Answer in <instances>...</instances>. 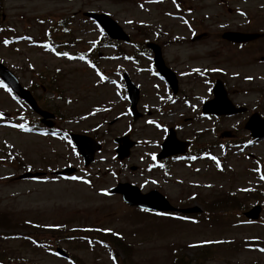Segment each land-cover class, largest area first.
Returning <instances> with one entry per match:
<instances>
[{"label": "rangeland", "instance_id": "obj_1", "mask_svg": "<svg viewBox=\"0 0 264 264\" xmlns=\"http://www.w3.org/2000/svg\"><path fill=\"white\" fill-rule=\"evenodd\" d=\"M91 11L110 16L128 33L131 44H121L119 53L117 48L99 47L104 33L83 17ZM61 19L68 21L69 36L64 40L73 41L64 57L33 44L55 43L48 37L53 23ZM224 27L264 33V0L1 1L0 63L30 88L43 108L56 113L59 132L93 134L102 144L93 165L82 170L80 157L64 135L26 133L20 128L34 116L0 85L3 264H71L53 254L55 247L48 249L50 243L39 236L48 248L11 238L40 235L41 229L28 225L32 223L63 228L55 233V246L77 264H114V259L106 246L71 242L69 236L62 239L67 229L73 230L71 236L99 230L118 237L112 244L119 264H264V207L255 223H246L240 215L256 204L255 197L264 200V140L253 141L243 128L254 112L264 119V38L238 48L221 40ZM196 33L200 38L192 41ZM150 41L161 47L165 63L176 75L186 72L183 79L177 75L176 97L155 76L152 56L141 47ZM89 49L95 53V68L71 58ZM127 54L133 60L125 59ZM123 72L140 90L137 108L143 116L136 122L129 116L121 88ZM216 78L223 81L228 99L246 109L244 114L215 123L200 117L198 110L211 97ZM167 125L179 140H193L198 149L217 144L212 153L218 165L176 161L168 164L165 178L148 172ZM126 133L137 145L119 163L113 140ZM194 133L199 134L198 141ZM66 166L80 170L69 180H16L28 168ZM117 183H130L142 193L156 190L174 206L197 193L189 204L199 206L202 214L195 220L139 214L120 196L107 192ZM89 235L107 239L99 233Z\"/></svg>", "mask_w": 264, "mask_h": 264}, {"label": "water", "instance_id": "obj_2", "mask_svg": "<svg viewBox=\"0 0 264 264\" xmlns=\"http://www.w3.org/2000/svg\"><path fill=\"white\" fill-rule=\"evenodd\" d=\"M91 17H94L101 26L106 30L109 37L117 40H127V37L121 32L119 28L116 27V25L111 22L106 16L101 15H93L90 14ZM260 37L258 34H239V33H226L223 35V38L234 43H245L249 42L251 40H254L256 38ZM154 52V63L158 70V72L166 78V80L169 82V84L174 88L175 86V79L173 75L170 73L168 69L164 66L160 50L156 45H150ZM0 78L8 84L15 93L28 101L31 108L34 109L39 115L42 117H50V115L46 112L40 111L36 108L35 103L30 96L29 92L24 90L17 82L15 77L2 65H0ZM125 85L127 88L129 100L131 102V110L134 115V118L136 119L138 117V114L135 111V105L138 101V90L131 84L128 77L124 75ZM214 96L215 100L212 102H209L205 106L204 112L210 113L214 112L217 114H235L244 111V109L239 108L235 109L232 104L228 101L226 98V93L222 88V84L220 82L216 83V86L214 87ZM218 104V109H212L211 105ZM259 123L261 125H264V121L260 120L257 115H253L248 123L246 124L245 128L250 130L251 136L254 138H262L264 137V130L259 131V128H257V124ZM71 138L73 139L75 145L78 148V151L82 155L85 161V165L89 164L93 159V154L96 150L99 149V146L89 138L79 136V135H72ZM117 142L120 143L119 148L116 150L118 154V158H123L127 156L128 154V148L131 145L126 138L119 139ZM174 133L170 131L168 138L166 142L163 144V151L159 157H164L172 154H178V153H184L185 144H182V146L179 148L176 144ZM69 171H64L62 174H66ZM112 192L121 193L123 196L124 201L133 206H138L140 208L149 209V210H156V211H171L175 210L172 207L168 205V203L164 200L162 196H160L156 192H150L145 195H141L139 191L136 188H133L128 185H120L118 188L112 190ZM260 208L254 207L249 213L246 214L247 217L256 219L257 215L259 213ZM198 211V209H186L182 210V212L189 213Z\"/></svg>", "mask_w": 264, "mask_h": 264}]
</instances>
